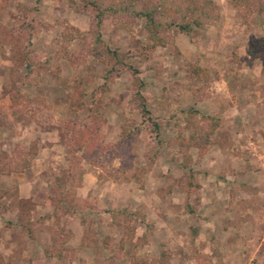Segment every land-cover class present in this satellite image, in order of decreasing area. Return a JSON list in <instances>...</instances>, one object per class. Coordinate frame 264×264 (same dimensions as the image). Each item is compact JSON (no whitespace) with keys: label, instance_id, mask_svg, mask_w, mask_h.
<instances>
[{"label":"rangeland","instance_id":"1","mask_svg":"<svg viewBox=\"0 0 264 264\" xmlns=\"http://www.w3.org/2000/svg\"><path fill=\"white\" fill-rule=\"evenodd\" d=\"M73 1L0 0V164L36 153L23 172L0 171V264H264V49L248 54L264 0L247 16L235 0H202V25H174L165 46L143 19H104L103 43L140 71L153 117L130 138L143 118L132 72L119 66L99 94L113 63L65 40L95 28L87 0ZM57 53L60 70L39 65Z\"/></svg>","mask_w":264,"mask_h":264},{"label":"trees","instance_id":"2","mask_svg":"<svg viewBox=\"0 0 264 264\" xmlns=\"http://www.w3.org/2000/svg\"><path fill=\"white\" fill-rule=\"evenodd\" d=\"M70 1L72 5L75 6L74 1ZM257 1L260 0H235V7L240 11V13L247 16L250 12L254 11V5ZM86 4L87 6L92 7L96 12L94 30L90 33H86L80 31L79 29L69 27L66 33L64 34V37L66 41L80 39L82 43L87 45L85 46V48L89 49L90 55L92 57L100 61H104L106 63L108 61H112V67L107 70L105 82L100 86L99 94L104 93L106 89H108L109 81L115 71L118 70L119 66L127 68L132 72L134 86L130 101L134 103L135 107L138 109L143 118L141 125H137L135 126V128H129L127 132L124 133L123 138H130L134 133L137 132V130L140 129L141 126H148V124L152 122L153 117L147 106L146 97L142 93V89L145 84L143 80H141V78L138 76L140 71L134 68L132 65L125 64L121 60L122 57L120 58L119 52L117 50H112L103 43L100 28L104 19L108 16H111L115 20H121L125 16H131L135 19H143L145 21V29L150 34V37L153 40V47L165 46L172 41L170 37V32L173 29L174 25L177 26L180 31L186 34H189L192 31V24L196 26L202 25V21L199 19V17L201 15L206 14V7L204 4H207V1L203 2L202 0H107L105 2H102L97 0H87ZM175 15L180 17L181 22H177L174 19ZM164 17H170V19L164 21ZM263 49L264 36L256 38L255 40H252L250 42L248 54L251 57L255 58ZM28 54V52H25V54L23 55V59L25 61V66L27 67L28 73H33L34 64L31 62ZM60 57V54L57 53L53 56L48 57L44 62H41L39 65H41V67H43V69L45 70L56 68L58 71L60 70ZM97 94V92H93L92 97H96ZM98 101L99 100L93 98L91 104L88 107L89 115L87 119L90 120L89 123L93 122L96 119V116H100L96 108V104ZM201 117L203 119L205 118L211 120V131L215 130L218 127V118L208 116ZM82 127H86V124H84ZM151 131L154 132L156 136H158L159 125L153 122V128H151ZM22 151L23 150L19 152L14 151V153L10 156H8L7 154L4 155V160H2L0 164L1 173L12 174L14 172H23L31 166V163L35 158L36 153H23ZM78 169L80 170L79 173L82 174L83 169L78 166L73 168V171H71L70 173L69 171L65 172L66 174L68 173V177H73V185ZM130 169L131 167L124 165L122 168V176L121 178L117 177V179L126 182L130 181L131 177L128 176ZM50 188L52 190L56 189L55 185L53 184L50 185ZM57 188L59 189V194L62 197L61 199H65V196L68 193V191L66 190V186L63 183H60ZM5 193L6 192L0 190V197H3ZM20 203V205L22 206H27L30 205L32 202L30 200L20 198ZM128 216H130V219H133V217H136V214L128 213ZM160 259L156 262H152V264H162V261ZM134 264L142 263L136 260Z\"/></svg>","mask_w":264,"mask_h":264}]
</instances>
